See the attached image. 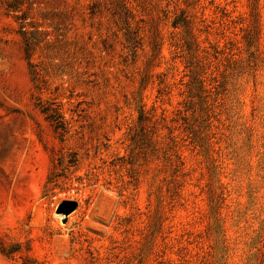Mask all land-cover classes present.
<instances>
[{
  "label": "rangeland",
  "instance_id": "1",
  "mask_svg": "<svg viewBox=\"0 0 264 264\" xmlns=\"http://www.w3.org/2000/svg\"><path fill=\"white\" fill-rule=\"evenodd\" d=\"M258 11L0 0V264H264Z\"/></svg>",
  "mask_w": 264,
  "mask_h": 264
},
{
  "label": "trees",
  "instance_id": "2",
  "mask_svg": "<svg viewBox=\"0 0 264 264\" xmlns=\"http://www.w3.org/2000/svg\"><path fill=\"white\" fill-rule=\"evenodd\" d=\"M249 6H250V10H251V17L253 18L254 23L256 24L257 20H258V17H259L258 0H249ZM179 21L182 22L181 25L185 29V38H186L185 42H186L187 47L189 48L188 50H190L191 49L190 47L193 44H196L195 43L196 40H195L194 33H193V30H192V23L186 16L183 17V19H180ZM179 21H175L174 25L175 26L180 25ZM191 74H192V80H194L193 84L196 83L197 84L196 86L198 87V90L199 89L201 90L204 87L203 86V80L201 79L200 74L198 73V70L194 66L192 67ZM197 87H195V86H190L189 87V91H190L189 97L190 98H194V95L198 92L197 91ZM190 101H192V100H190Z\"/></svg>",
  "mask_w": 264,
  "mask_h": 264
},
{
  "label": "water",
  "instance_id": "3",
  "mask_svg": "<svg viewBox=\"0 0 264 264\" xmlns=\"http://www.w3.org/2000/svg\"><path fill=\"white\" fill-rule=\"evenodd\" d=\"M61 208H67L65 210V215H69L71 212H73L75 210L76 204L75 203H66V204L62 205Z\"/></svg>",
  "mask_w": 264,
  "mask_h": 264
}]
</instances>
